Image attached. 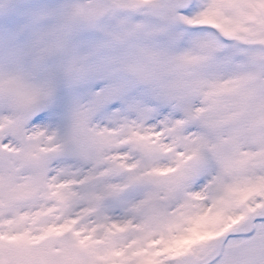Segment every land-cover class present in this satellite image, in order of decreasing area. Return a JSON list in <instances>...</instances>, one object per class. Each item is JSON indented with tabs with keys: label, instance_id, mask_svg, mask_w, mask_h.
<instances>
[{
	"label": "snow or ice",
	"instance_id": "6c2138e0",
	"mask_svg": "<svg viewBox=\"0 0 264 264\" xmlns=\"http://www.w3.org/2000/svg\"><path fill=\"white\" fill-rule=\"evenodd\" d=\"M0 264H264V0H0Z\"/></svg>",
	"mask_w": 264,
	"mask_h": 264
}]
</instances>
